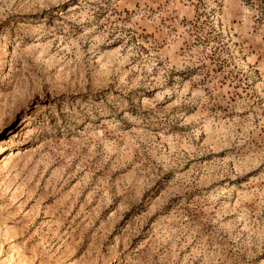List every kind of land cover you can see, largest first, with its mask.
Wrapping results in <instances>:
<instances>
[{"label":"rangeland","instance_id":"rangeland-1","mask_svg":"<svg viewBox=\"0 0 264 264\" xmlns=\"http://www.w3.org/2000/svg\"><path fill=\"white\" fill-rule=\"evenodd\" d=\"M0 264H264V0H0Z\"/></svg>","mask_w":264,"mask_h":264}]
</instances>
